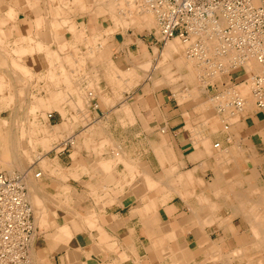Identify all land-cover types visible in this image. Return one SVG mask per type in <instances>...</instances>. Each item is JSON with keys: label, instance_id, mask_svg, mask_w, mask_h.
Wrapping results in <instances>:
<instances>
[{"label": "crops", "instance_id": "obj_1", "mask_svg": "<svg viewBox=\"0 0 264 264\" xmlns=\"http://www.w3.org/2000/svg\"><path fill=\"white\" fill-rule=\"evenodd\" d=\"M55 1L50 8L40 10L39 23L32 24L30 30L28 25L21 27L19 36H31L53 48L69 42L66 53L73 45L85 53L87 39L79 40L76 34L84 31L85 38L94 35L92 39L96 34L98 63L105 61L101 51L106 49L108 59L123 73L145 65V54H153V47L138 31L117 29L110 36L105 31L113 24L105 16H97L94 9L75 10L72 0ZM61 2L70 7H63ZM58 18L72 20L74 29L71 24L65 25V37L59 42L53 39L51 44V23ZM97 70L95 94L86 88L89 79L82 74L80 82L73 83L67 101L57 103V109L53 107L47 114L53 127L65 123L72 127L56 144L74 137L75 146L51 153L48 160L54 165L52 173L44 174L38 164L33 171L42 173L38 184L49 195L52 206L49 230L41 233L38 229L32 243L31 255L41 251L34 264H250L254 251L260 257L261 249L252 243L255 222L251 214H260L257 227L264 229V112L251 106L240 113L237 122L225 124L224 120V126L231 128L225 130L223 115L220 119L211 105L203 107L206 98L210 102L232 90L244 74L237 76L233 71L207 85L205 93L198 88L196 99L181 103L168 86L154 90L149 83V87L140 83L129 91H120L118 79L108 82L103 69ZM78 84L81 93L76 89ZM181 89L190 91L191 87ZM75 104L82 105L81 109ZM27 180H31L29 176ZM63 227L67 236L61 231ZM232 251H238L240 257ZM210 254L216 256L215 261Z\"/></svg>", "mask_w": 264, "mask_h": 264}, {"label": "bare ground", "instance_id": "obj_2", "mask_svg": "<svg viewBox=\"0 0 264 264\" xmlns=\"http://www.w3.org/2000/svg\"><path fill=\"white\" fill-rule=\"evenodd\" d=\"M72 1L73 2H70V3L73 5V8L75 10H80V11H84L85 12L87 10L94 9L95 12H96V14H97V16L98 15H100L101 17L102 16H108L109 18L113 19L112 20V24H113L112 27H110L109 30L105 31V33H107V34L110 33V32H114L116 30V27H118V26H123V28L130 27V26H135V27L136 26H139L140 28H144V29H146L148 31H149L150 28H152L154 26L156 27L155 14L153 12L154 10L152 8H150L145 3L144 0H72ZM140 1L143 2L141 4V6H136V4L138 2H140ZM12 3H13V6L12 7H9V5L7 6V7H9V8H7V13H6L7 15H5V16H7V19L13 21V20H15L18 11H24V12L26 11V14L27 15H30L32 17L35 15L32 20L30 19L29 21H27L28 29L29 30L31 29V25L33 23L34 24L35 23H39V20H40V17H39L40 16V9L38 8V10H37L35 8L36 6L34 4V0H13ZM138 4H140V3H138ZM61 5L63 7H66V8L70 7V6H68L69 4L68 3H65V2H61ZM63 7H62V9H63ZM77 14H79V13H77ZM72 16H74V15L72 14ZM38 17H39V20H38ZM70 17L71 16H69V18ZM46 18H48V17H46ZM48 21H49V19H48ZM67 24H71V25H69L70 28L71 29H74L72 27V26H74V22L72 20H65V19L64 20H59V18L52 20V23H51L52 30H51V32L49 34L50 37L52 36V43L51 44H53V39L58 40V42H59V39L65 37L64 33H62V31H63L62 29ZM13 26H14V24H13ZM81 30H83V29H81ZM156 30L157 29L155 28V31ZM83 32L80 31L78 34H76L75 37L76 38H79V40L87 39L86 44L89 45V47H87V50L83 51L85 53H82L81 49L74 47V45L70 47V52L69 53H66L67 48L71 45V44L70 45L68 44L69 42L67 43L68 45L67 44H58L56 46V48H53L50 45L48 46V45H44V44H42L40 42L34 41L31 36H27V35L23 36L24 38H21L19 41H17L16 44H14L15 47H13V49H11L12 47H10V51L11 52H8V51H6V50L3 49V46H4L5 41H4L3 38L0 37V55L3 56V57H6L7 56V59L5 61L3 60L1 62L8 64V69H10L12 71V73H15L16 74V75L14 74L15 77H16V80H19L20 83L23 82L24 85L25 84H28L29 88L30 87H33V88L37 89V93L36 94H34L33 92L30 93L31 91L28 94V95H31V96H34L35 97L34 98V102H30V103L28 102L29 105H27L28 106V112L27 113H30L31 116L33 115L32 117H34V119H35V115L34 114L37 113V111L39 113H40V111L41 112H47V111L49 112V110L51 108L55 107V105H57V103L67 101V98L69 96V93L74 88L73 87L71 89L73 83L74 82H78V81L80 82L79 76H81L82 74H84V76H87L88 79H89L86 88L88 90L91 89L94 92L95 89L98 86V80L99 79H98V73H97L98 70H97V68L100 67V66L103 69L102 72H104V76L108 79L107 80L108 82H110V81L113 82L112 79H114V78L118 79L119 82H118V85L117 86L119 87V90L120 91H121V89H123L125 91H129L130 88H132L134 86H138L140 83H144L146 85V87H149L148 86V83H149L150 86L152 87V89H154V90L161 89L163 87H167L168 86L178 96V99H179V101L181 103H184V102H186V101H188L190 99H196V96L198 95L199 89L203 90V92H204L206 90L205 87L207 85L206 83H207V81H208L209 78L210 79H215V77L221 76L220 73H222V72L223 73L224 72H228L230 70V64H231L230 59H227V58H224V57H220V58L216 57L215 50H216V46L217 45H216V40L215 39L208 38V37L207 38H204V37H193V38L190 39V41H187V42H183V41H181L178 38H173V39L168 40L167 42H165L164 45H160L159 47L156 45V47L153 50V52L156 53V58H155L154 61L149 60V61H147V63H145V65H143V66H141L139 68H132V69H129L128 71L125 70L124 73L122 71L119 72L118 70H116L117 68H115V66L112 63V61L108 59V55H107L108 52L106 51V49H104V51H101L103 57L105 58V61L103 62V64H101L102 62L101 63L100 62L98 63V61H99L98 60V57H99L98 52L100 51V49H98V46H96V42H97L96 41V34L94 33L95 34V37L93 39H92V37L94 35H92V37H90V38H85V36H84V33L85 32L84 33ZM31 34H32V32H31ZM156 34H157V32H156ZM76 40H78V39H76ZM83 42H85V41H83ZM55 44H56V42H55ZM72 44H74V43H72ZM196 44H199L202 47V51L198 55H194L193 53H191V50L194 48V47H191V46L192 45L195 46ZM6 45H8V44L6 43ZM84 47H86L85 44H84ZM155 53H153V54H155ZM97 55H98V57H97ZM211 58L213 59L212 62L209 61ZM244 66H245L244 68H245L247 74H249V75L259 74V72L262 71L261 66H259L256 61H249ZM44 69H46L45 74H44V71H45ZM203 75L206 76V77H208V79L206 80V78H201ZM140 78H144V80H142ZM198 78L199 79H203V81H206V82H204V84L201 83L202 86H203V89L202 88H199L198 89V87H199V86H197L198 85L197 80H199ZM212 83H214V82H212ZM180 86L181 87L186 86V88L190 86L191 87V90L190 91H185V90L182 91V89H181ZM26 87H24V88H26ZM78 87H80L79 84L76 86V89L81 93L82 90H80ZM4 88H8L10 90L12 87H11V84H8L5 81V76L4 75H1L0 76V93L3 91ZM232 88H233L232 90H230V91L227 90V92L224 93V95H223L224 98H226V97H230L231 98V97H235V96L240 97L245 102L244 111L247 110L249 107L254 106V101H253V98H252V96L250 94V82L245 81V82L239 83V85H237V86H233ZM146 89H148V88H146ZM27 90H28V87H27ZM78 91L75 92V93H78ZM142 91H143V89H142ZM19 92L21 93L22 90H20ZM41 92L44 93L43 94L44 96H41V94H42ZM95 92H94V94H95ZM130 92H132V91H130ZM39 93H41V94H39ZM83 93H85V92H83ZM88 94L91 95V97H93L92 92L91 93H88ZM76 96H78V95H76ZM95 96H97V95H95ZM7 97L8 98H6V99H4V97H3L2 99H0V101L3 102V103L13 102L14 95H11V93H10V95H8ZM83 97H84V95H83ZM98 97H100V96L98 95ZM122 97H121V99H122ZM212 99H211L210 102H209V100H208V102H206V101L204 103L202 102L204 104L203 107L205 108L207 106L206 103H208L209 105L212 106L213 111L215 112V114L220 119L222 118V115H223V118L224 119L221 120L222 122L220 121L222 123L223 128H225V126H224V120L226 122L225 124H228L230 122L234 123V122H237L238 121V117H239L240 114H233V113H229V112H225V111L222 113V115L219 114L218 111H217V109H216V105H217L218 102H217V100L215 98H212ZM146 100H147V98H146ZM78 101H79V103H82V99L81 98ZM108 103H109V100H108ZM24 104H25V102H24ZM26 104H27V102H26ZM78 104L77 105L75 104L76 105L75 107L81 109V106L82 105L80 107H77ZM83 104H85V103H83ZM105 104H107V102ZM87 105H88V103H87ZM2 106H3V104H2ZM27 106H25V107H27ZM68 106H69V104H68ZM70 106H73V105L71 104ZM110 106H112V105H110ZM203 107H201V108L203 109ZM69 108H71V107H69ZM74 111L76 112L75 109H74ZM63 112H64V110H63ZM64 113L66 114V112H64ZM64 113H63V116H65ZM204 113H206V112H204ZM71 114H70V116H71ZM40 115L42 116V114H40ZM23 118H26V117H23ZM19 119L20 118H18V120ZM34 119H32V120H34ZM47 119H48V116H47ZM73 119H75V118L73 117ZM25 121H27V119ZM67 121H69V120H67ZM73 121H75V120H73ZM257 122H259V121H257ZM204 123H205V121H204ZM240 123H242V122H240ZM68 125L69 124H66L65 123V124H62L60 126H58V125L55 126V127H52L51 126L52 128H49L48 127L49 125L48 126L45 125L46 128H42V127H40L39 123H37L34 120L32 122H28V123H25V124H20V126H18V129L16 130V132H14V134H13L12 132H10L8 130H5V131L2 130V127H7L8 124H7V122H6L5 119H0V172L6 170L7 171L6 173L9 174V175H12V174H14L16 172H22L21 170L20 171L17 170V167L23 169V166L25 168V162H31L32 160L36 159L37 160V163H38V165L40 167V170L44 174H46V171L52 173L54 171L53 170V167H52L53 164H51V162L45 157L44 154H37V155H35V149H36V147L38 145V146H41L43 148L42 151L48 153L50 151V149L47 147V146H49V144H51L55 140H57L58 137H62L63 134L69 133L68 132L70 130L69 127H71V126L68 127ZM227 129H231V128L230 127L229 128L228 127L225 128V130H227ZM48 131H49V133L47 134L48 135L47 137L38 138V136H37L38 134H40V133H47ZM70 131H72V130H70ZM23 141L26 142L27 148L26 147H23V144H22ZM62 142H61L62 144H60V146L62 148L60 146H58V145L55 148L56 149L57 148L64 149L65 148L64 144L66 146H68L69 148L70 147L72 148L73 146H75V144H74L75 143L74 137H69L67 139H64ZM202 142H203V140H202ZM68 143H70V144H68ZM192 144H194V143H192ZM204 144H206V143H204ZM216 146H218V145H216ZM100 147H103V146H100ZM18 151L22 152V155L24 157V160H22V158H20V156L18 155ZM205 151H207V150L205 149ZM113 152H115V151H113ZM116 153L117 152H115L114 155ZM244 154H245V152H244ZM218 156L220 157L221 155L219 154ZM76 157H75V159H76ZM221 157H224L223 154H222ZM219 159H221V158H219ZM219 159H215V160H218L219 161ZM74 161H76V160H74ZM120 162H122V161H120ZM226 164H228V162ZM30 168L32 169V167L30 166V167H28V170H30ZM79 169H81V168H79ZM82 169H83V167H82ZM133 169H135V168H133ZM172 169L175 171V169L173 167H172ZM173 170H171V171H173ZM56 172H58V170ZM79 172H81V171H79ZM37 174H39V177L36 178L35 177V174H34L33 178H35V179L40 178V176H41L42 173H37ZM187 175H190V174H187ZM59 178H60V176H59ZM63 178L62 179H58V180H63ZM186 178L189 179V176H187ZM56 179L57 178L55 177V181H56ZM64 179L66 180V178H64ZM145 179H146V177H144V180ZM186 181H188V180H186ZM196 181H197V179H196ZM180 182H181V180H180ZM220 182H222V181L220 180ZM59 183H60V181H59ZM26 184H27V188H28V192H29V199H30L31 207H32V210H33L35 227L39 224V226L46 227V229L48 230L50 228L49 218L51 217V214H52L51 213L52 206H51L50 203L46 202L45 197L42 195L43 192L41 190V186L38 184L37 181L32 180V179L30 181L27 180L26 181ZM146 184H149V183L147 182ZM250 185H249V187H250ZM239 186H241V185H239ZM247 187H248V185H247ZM140 192H141V190H140ZM191 194L192 193H190V195ZM167 195H166V197H167ZM180 196H182V195H180ZM67 198H69V197L67 196ZM164 198H165V196H164ZM248 198H250V197H248ZM69 199H72V198H69ZM99 200H100V198H99ZM206 201L207 200L204 199V202H206ZM215 201H216V199H215ZM217 202H219V201H217ZM263 202H264V200H263ZM103 203H101V204H103ZM210 203H212V202H210ZM239 203H241V201L238 202V204ZM247 203H248V201H247ZM251 206L254 207L253 204ZM215 209H217V208H215ZM209 210H210V208H209ZM238 214H240V213H238ZM251 215H253L252 216L253 218H251V219H253V221L255 222L254 225H253V229H252L253 232L251 231L252 234L255 237V240L252 243H253L254 247L256 246L257 249H261V252H260V255L261 256L259 258H256L255 261H256L257 264H264V243H263L264 239H262V238H264V229H259L257 227L258 226L257 223H258V221L260 219H262V217L256 211H253ZM258 217H261V218H258ZM94 219H96V218H94ZM94 219H93V221H94ZM90 221H91V219H90ZM93 221H91V222H93ZM149 221L152 222L153 220L151 219ZM201 221H203V220H201ZM204 221H206V218H204ZM65 223H67V222H65ZM93 223H95V222H93ZM153 223H154V221H153ZM225 224H226V222H225ZM151 225L154 226V224H151ZM208 225H209V223H208ZM250 226H251V224H250ZM55 228H57V227H55ZM203 228H204V226H203ZM157 229H158V227H157ZM61 231L64 232L65 235H66L67 228L63 227L61 229ZM80 233H81V231H80ZM35 237H37V236H35ZM35 237H34V239H35ZM158 241H159V239H158ZM213 245H215V244H213ZM251 246H252V244H251ZM217 247L218 246H216L215 248H217ZM236 249H238V248H236ZM31 250H32V248H31ZM208 251H210V250H208ZM232 252H233V254H236L237 256L240 255V253L238 251L235 252V253H234V251H232ZM36 254H37V256L34 254V251H33V254L31 255V252H30V262H31V264H34L35 257L37 258V257H39L41 255V251L40 252H36ZM202 254H205V251H204V253L202 252ZM217 254H218L217 256H220V252L217 253ZM210 255L213 256V254H210ZM222 255H223V253H222ZM206 256H207V254H206ZM213 259L215 261L216 260V256ZM210 260L213 262L212 259H210Z\"/></svg>", "mask_w": 264, "mask_h": 264}, {"label": "built area", "instance_id": "obj_3", "mask_svg": "<svg viewBox=\"0 0 264 264\" xmlns=\"http://www.w3.org/2000/svg\"><path fill=\"white\" fill-rule=\"evenodd\" d=\"M144 1L154 10L156 44L164 45L173 38L183 42L193 37L215 39L216 57L231 61L230 70L220 73L221 76L242 70L250 82L255 108L264 112V0ZM191 47L194 55L202 51L199 44ZM249 61H256L262 71L247 74L244 65ZM223 95L215 97L219 114L244 111L243 99ZM28 175L29 170L12 175L0 172V264H31L30 252L37 229L26 184Z\"/></svg>", "mask_w": 264, "mask_h": 264}, {"label": "rangeland", "instance_id": "obj_4", "mask_svg": "<svg viewBox=\"0 0 264 264\" xmlns=\"http://www.w3.org/2000/svg\"><path fill=\"white\" fill-rule=\"evenodd\" d=\"M8 1V2H7ZM12 1L13 0H0V37L1 38H3L4 39V41H5V43H4V46H3V49L4 50H6V51H8V52H11L10 51V47H12L11 49H13V47H15V45L14 44H16V42L17 41H19L21 38H22V36L23 35H21V36H19L20 35V31H19V29L21 28V27H24L25 25H28L27 24V21H29L30 19L32 20L33 19V17L35 16H30V15H27L26 14V11L24 12V11H18L17 12V16H16V18H15V20H9V19H7V16H5V15H7L6 13H7V8H9V7H12L13 6V3H12ZM57 1H55V0H34V4H35V8L38 10V8L41 10V9H46V8H50V6H51V4H53L54 5V3H56ZM138 3H140V4H138ZM137 4H136V6H141V4L143 3V2H138ZM6 4V5H5ZM9 5V7H7ZM17 7V6H16ZM5 11V12H4ZM40 13H41V11H40ZM106 18H108L109 20V22L111 21L112 22V20L113 19H111V18H109L108 16H105ZM8 20V21H7ZM38 20H39V17H38ZM18 21V22H17ZM13 24H14V26H13ZM34 24V23H33ZM19 25V26H18ZM18 26V27H17ZM16 28V29H15ZM122 28V29H121ZM155 26L154 27H152V28H150L149 29V31L148 30H146V29H144V28H140L139 26H130V27H125V28H123V26H118V27H116V30L115 31H117V29H121L122 30V32H125V31H130V30H132V31H138L137 33L139 34V35H141V36H144V39L145 40H147V43H149L150 44V46H152L153 47V50H154V48L156 47V45L159 47L160 46V44H156V40H155V37H154V34L156 33V31H155ZM124 29V30H123ZM155 32V33H154ZM111 34H114V32H110V34L109 35H111ZM2 35V36H1ZM4 35V36H3ZM12 37V38H11ZM34 39H35V37H34ZM36 40V39H35ZM6 43L8 44V45H6ZM12 43V44H11ZM9 47V48H8ZM2 49V50H3ZM153 53H155V52H153ZM145 56L148 58V61L149 60H151V61H154L155 60V58H156V53L155 54H150V55H148L147 53L145 54ZM150 58V59H149ZM7 59V56L6 57H3V56H1L0 55V76L1 75H4L5 76V81L8 83V84H11V89L9 90L8 88H4L3 89V91L0 93V99H2L3 97H4V99H6V98H8L7 96L8 95H10V93H11V95H14V98H13V102H9V103H3V102H1L0 101V119H5L6 120V122H7V124H8V126L7 127H2V130L3 131H5V130H8V131H10V132H12L13 134H14V132H16V130L18 129V126H20V124H25V123H28V122H32V121H36L37 123H39V125H40V127H42V128H46V126H48L49 128H52L53 126H52V124H50L49 123V121H48V119H47V116L49 115L48 113V111L47 112H41L40 111V113L37 111V113H35L34 115H35V119H34V117H32L31 116V114L30 113H27L28 112V106L27 105H29V103L30 102H34V96H31V95H28L29 94V92L30 93H34V94H36V92H37V89H35V88H33V87H30L29 88V86H28V84H25L24 85V83L22 82V83H20L19 82V80H16V77H15V73H12V71L10 70V69H8V64L7 63H2L1 61H5ZM110 60V59H109ZM7 67V68H6ZM101 67V66H100ZM46 68V67H45ZM99 68V67H98ZM6 69V70H5ZM45 71H44V74H45V72H46V69H44ZM98 72V71H97ZM4 73V74H3ZM15 74V75H14ZM234 74L235 75H237V76H241L242 74H244L243 73V71L242 70H240V69H238V70H236V71H234ZM202 75V74H201ZM243 76V75H242ZM224 78L223 76H218V77H215V79H208V77H206V76H202L201 78H206V80L208 79V81H207V85H210V84H213L212 82H216V80H219L220 78ZM199 79V78H198ZM243 79L245 80V81H247L246 79H247V77H242V81L241 82H239V83H242V82H244L243 81ZM212 80V81H211ZM197 82H198V85L197 86H199L198 88H202L203 89V86H202V84H204V82H206V81H203V79H199V80H197ZM210 82V83H209ZM202 83V84H201ZM239 83L237 84V85H239ZM207 85H206V87H207ZM237 85H235V86H237ZM28 87V90H27V87ZM182 86V85H181ZM180 86V87H181ZM202 86V87H201ZM24 87H26V88H24ZM184 87V86H183ZM186 87V86H185ZM205 87V88H206ZM24 89V90H23ZM14 90V91H13ZM20 90H22V92L20 93L19 91ZM191 90V89H190ZM201 90V89H200ZM202 91V90H201ZM204 92H206V90L204 91ZM42 93V92H41ZM41 93H39V94H41ZM202 93H203V91H202ZM21 94V95H20ZM38 94V95H39ZM44 94V93H43ZM217 96V95H216ZM249 96V95H248ZM211 97V96H210ZM15 99V100H14ZM17 99V100H16ZM208 99L209 98H206L205 100H204V102L206 101V102H208ZM28 100V101H27ZM18 102V103H17ZM24 102H25V104H24ZM26 102H27V104H26ZM29 102V103H28ZM2 104H3V106H2ZM207 105H209L208 103H206ZM6 107H5V106ZM12 108H11V107ZM25 106H27V107H25ZM15 107V108H14ZM19 110V111H18ZM12 112V113H11ZM37 114V115H36ZM39 114V115H38ZM40 114H42V116L40 115ZM48 114V115H47ZM46 116V117H45ZM23 117H26V118H23ZM42 117V118H41ZM18 118H20L19 120H18ZM27 119V121H25ZM29 119V120H28ZM32 119H34V120H32ZM18 121V122H17ZM23 122V123H22ZM49 123V124H48ZM44 124V125H43ZM46 125V126H45ZM52 126V127H51ZM12 130V131H11ZM49 133V131L47 132V133H40V134H38L37 136H38V138H44V137H47L48 134ZM60 137H58L57 138V140L59 139ZM57 140H55L53 143H51V144H49V146H47L49 149H50V151L48 152V153H46V152H44V151H42V147L41 146H38L37 145V147H36V149H35V155H37V154H44L45 155V157L48 159V157H50V155H51V153L53 152V151H57V152H60L62 149V147L60 146V145H58V146H60L61 148H55V147H57V144H56V141ZM23 147H26L27 148V144H26V142L25 141H23ZM64 150H65V148H64ZM18 155L20 156V158H22V160H24V157H23V155H22V152H20V151H18ZM34 159V158H33ZM36 164H38L37 163V160L36 159H34V160H32L31 162H25V168H24V166H23V169L22 168H19V167H17V170H21V171H26V170H28V167H32V169L30 168V170H29V178L30 179H32V180H35V181H39V180H37V179H35V178H33V171H34V169H35V167H36ZM19 168V169H18ZM3 173H6L7 171L6 170H4V171H2ZM49 172H47L46 171V174H48ZM41 190H42V192H43V189H42V187H41ZM42 195L45 197V199H46V202H48L49 203V195H47L46 193H42ZM52 220V219H51ZM50 220V221H51ZM37 224V223H36ZM48 228V227H47ZM36 229L38 230V229H40L41 231V233L43 232V231H47V229H46V227H41V226H39V224L36 226ZM49 230V229H48ZM39 231V230H38ZM255 252V256H252L253 258H251L250 257V261H249V263L250 264H257L256 263V261H255V259L256 258H259L258 257V254H257V251H254Z\"/></svg>", "mask_w": 264, "mask_h": 264}]
</instances>
